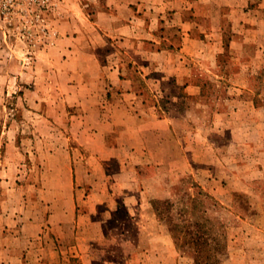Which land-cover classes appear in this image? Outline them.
<instances>
[{"label":"crops","instance_id":"crops-1","mask_svg":"<svg viewBox=\"0 0 264 264\" xmlns=\"http://www.w3.org/2000/svg\"><path fill=\"white\" fill-rule=\"evenodd\" d=\"M99 5L93 28L121 50L107 64L95 58L103 67L91 80L35 72L42 83L29 88L27 110L37 128L23 137L33 150L6 143L0 264H200L156 212L153 200L170 187L164 174L202 179L223 205L247 195L253 214L235 216L221 264H264V0ZM223 52L233 68L221 66ZM227 70L230 86H205ZM169 79L177 92L168 107L148 100L146 85L158 94ZM39 147L46 180L20 183L30 172L17 167L22 151Z\"/></svg>","mask_w":264,"mask_h":264},{"label":"rangeland","instance_id":"rangeland-1","mask_svg":"<svg viewBox=\"0 0 264 264\" xmlns=\"http://www.w3.org/2000/svg\"><path fill=\"white\" fill-rule=\"evenodd\" d=\"M110 1L0 0L1 177L9 175L5 171L10 164L6 143L16 138V144L20 148L27 149L30 146V150H33L31 148L33 143L28 144L23 137H27L30 131L37 128L34 122L36 116L27 110L29 102L27 92L35 85V80L41 79V77L33 78V76L38 77L35 72L62 68L69 74L79 72L89 78L103 67H99L101 62L99 63L95 58L102 56L104 63L107 64L110 55L117 49L121 50L119 43L112 44L108 38L102 41L97 35L98 31L96 32L93 28L94 15L100 6L99 3L103 2L107 5ZM62 25L65 27L62 28ZM79 26H82L83 34L75 32ZM167 35L171 36V34ZM60 39L66 40L64 46L66 51L62 52L65 53L63 57L59 56L61 50L57 46ZM116 40L119 39L116 38ZM222 55L223 69L233 68L235 64L229 61V55L226 52ZM221 75L223 77L206 78L205 86L211 90L218 87L223 89V86L226 84L230 86L236 80L231 77L229 70L222 71ZM72 79L75 80V78ZM91 79L90 77L89 80ZM40 81L42 83V80ZM256 82L263 86L264 78L260 77ZM163 86L166 92L162 91ZM163 86L156 88L161 91L157 94L155 87L148 83L146 85L149 91L148 100L161 102L163 108H167L172 102L173 93L177 92V85L169 79ZM178 94L181 100V92ZM219 96L230 97L231 95L220 92L218 98ZM35 154L29 156L28 152L22 151L21 158L16 163L17 167L21 166V169L25 170L30 167V172L26 175L18 174L21 175L20 183L46 180L43 178L45 175L40 173L44 161L40 147ZM163 177L167 179L165 182L170 187L165 198L153 200L154 207L156 206V212L163 224L176 237L178 249L194 255L195 247H201L194 238L200 235L215 237L214 241L209 238L208 243L210 248L214 250L217 247L216 250L219 252L216 253L215 258L209 259V263L221 264L227 256L229 234L235 232L238 226L235 216L253 214L247 195L241 194L239 197L236 195L232 200L228 197L229 205H223L220 204L218 194L205 189L202 179L198 177L188 174L180 175L178 179H175V175L164 174ZM202 258L200 261L204 262L205 259L203 256Z\"/></svg>","mask_w":264,"mask_h":264},{"label":"trees","instance_id":"trees-1","mask_svg":"<svg viewBox=\"0 0 264 264\" xmlns=\"http://www.w3.org/2000/svg\"><path fill=\"white\" fill-rule=\"evenodd\" d=\"M155 209L157 210L156 206ZM175 242H176V237L173 235ZM209 238L211 240H215V237L212 236H197L196 238H194V240H196V243L198 244V246L200 245L201 247L196 248L195 247V252H194V258L195 261H197L200 264H210V260L212 257L215 258V255H217L216 253L219 252L218 250H216V248L213 250L212 248H210V244L208 243ZM199 240V241H198ZM177 243V242H176ZM192 243H195L192 241ZM195 243V244H196ZM202 256L204 257L205 261L201 262L200 259H203Z\"/></svg>","mask_w":264,"mask_h":264}]
</instances>
